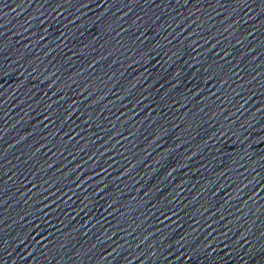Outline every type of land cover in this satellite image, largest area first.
Listing matches in <instances>:
<instances>
[{"label":"water","instance_id":"water-1","mask_svg":"<svg viewBox=\"0 0 264 264\" xmlns=\"http://www.w3.org/2000/svg\"><path fill=\"white\" fill-rule=\"evenodd\" d=\"M0 264H264V0H148L1 79Z\"/></svg>","mask_w":264,"mask_h":264}]
</instances>
